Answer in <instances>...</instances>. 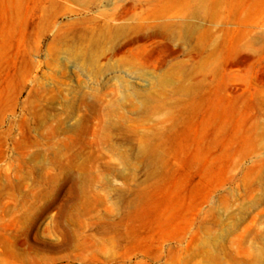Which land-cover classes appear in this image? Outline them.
Returning <instances> with one entry per match:
<instances>
[{"label": "rangeland", "instance_id": "1", "mask_svg": "<svg viewBox=\"0 0 264 264\" xmlns=\"http://www.w3.org/2000/svg\"><path fill=\"white\" fill-rule=\"evenodd\" d=\"M0 261L264 264V0H0Z\"/></svg>", "mask_w": 264, "mask_h": 264}, {"label": "bare ground", "instance_id": "2", "mask_svg": "<svg viewBox=\"0 0 264 264\" xmlns=\"http://www.w3.org/2000/svg\"><path fill=\"white\" fill-rule=\"evenodd\" d=\"M110 28L111 26L108 25ZM127 28V26L122 25L120 28L122 30V35H124L125 29ZM109 37H111V34L109 35ZM108 37V38H109ZM91 65L93 67L97 66V60L96 59H92L91 60ZM104 108H107V104H103ZM86 106L89 108V112H84L83 115L81 116L80 120H78L76 122V126L75 127H64L63 124V120H61V118H57L56 119V125H53L52 123L47 124L43 121V119L45 118V116H43L42 112L39 114L40 117V121L42 122L41 124L43 125H47L46 130H40L38 131V133L40 132V134L42 135H49L51 136V138H55L56 136L59 135H64V137L62 138V140L65 141H69V140H74V139H78L81 137V134L83 132V130L85 128H83V124H88L92 121H94L95 119L98 118V120L101 122V128L104 129L105 125H106V121H107V115L108 113H101L100 115L97 113L95 106L96 103L94 101H91L90 103L86 104ZM68 116H71V113L68 114ZM109 116V115H108ZM97 117V118H96ZM32 131L33 128H32ZM46 133V134H45ZM72 144L70 143H65L62 144L61 142H59L58 140H52L50 142H48L45 146L41 147V143L38 139H36L35 141H33L30 145H28L27 147H25L22 151L24 152H32L34 153V160H24L23 159V165L22 166H29L32 169V173L36 172V170H38L40 167H43L45 165V161H41V158L44 157L45 155L48 157V160L51 162H56L59 163L60 165V170L61 173H63L65 175V177H69L70 176V170L68 169L67 165L62 161V156H60V149L61 148H65L68 150L72 149ZM25 154V153H24ZM80 154V153H79ZM77 156L79 157V155L77 154ZM24 157V156H23ZM83 163L86 164L89 161V158H84L82 159ZM28 208V207H27ZM30 208V207H29ZM24 214H27V211L25 210ZM28 217H24V219H27ZM7 251L9 252L10 255H14L16 254L17 256L18 253L15 252L12 248H10L8 245H6ZM2 262L0 261V264Z\"/></svg>", "mask_w": 264, "mask_h": 264}]
</instances>
